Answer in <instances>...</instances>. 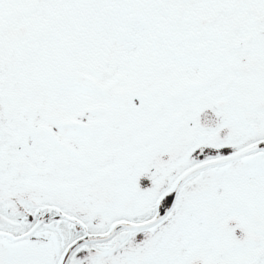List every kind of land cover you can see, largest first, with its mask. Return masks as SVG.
<instances>
[{
    "label": "snow or ice",
    "instance_id": "1",
    "mask_svg": "<svg viewBox=\"0 0 264 264\" xmlns=\"http://www.w3.org/2000/svg\"><path fill=\"white\" fill-rule=\"evenodd\" d=\"M0 264H264V0H0Z\"/></svg>",
    "mask_w": 264,
    "mask_h": 264
}]
</instances>
